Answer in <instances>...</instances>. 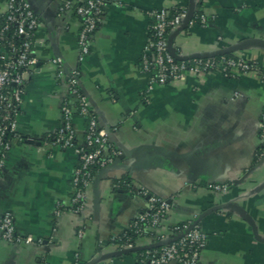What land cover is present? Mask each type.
Masks as SVG:
<instances>
[{"label": "crops", "instance_id": "obj_1", "mask_svg": "<svg viewBox=\"0 0 264 264\" xmlns=\"http://www.w3.org/2000/svg\"><path fill=\"white\" fill-rule=\"evenodd\" d=\"M9 0H0V17ZM39 18L18 132L37 143L13 141L0 174V218L13 216L20 236L35 242L9 243L0 236V264H137L138 252H118L111 242L129 230L146 200L115 179L128 177L170 209L139 246L166 236L170 228L194 223L207 235L203 264H264V156H258L264 84L257 74L203 77L159 85L148 95L140 65L153 10L189 7L192 0H112L91 41L79 47L81 20L63 3L87 0H25ZM209 22L176 35L180 56L234 49V55L264 68V0H196ZM62 59L77 71L80 90L120 152L118 162L86 189L82 214L72 211L74 150L42 139L62 126V106L73 107L78 143L87 120L67 85L57 80ZM242 177L241 181L236 179ZM211 184H229L227 192ZM80 230L84 231L80 237ZM138 247V246H137ZM121 251V250H120ZM175 264V263H173Z\"/></svg>", "mask_w": 264, "mask_h": 264}, {"label": "built area", "instance_id": "obj_2", "mask_svg": "<svg viewBox=\"0 0 264 264\" xmlns=\"http://www.w3.org/2000/svg\"><path fill=\"white\" fill-rule=\"evenodd\" d=\"M111 1L87 0L84 3L67 1L61 6L60 12L72 10L81 20L79 47L82 55L90 53L91 41L99 25L104 21L105 7ZM179 9L180 12L173 18H170L168 9L153 10L149 13L153 24L140 65L142 73L147 76L146 102L149 101L147 95L156 86L183 80L187 75L203 77L213 72H221L226 76L253 73L257 74L264 84V68L257 62H249L235 55L188 61L174 58L168 51V38L170 33L182 28L188 13L187 7L179 6ZM208 22L207 16L196 12L186 30L195 24L205 26ZM38 28L39 18L25 0L8 1L7 10L0 17V174L5 156L14 140L21 143L33 140L37 143L35 139L24 138L19 134L18 118L29 75L34 73L39 65V61L33 55ZM53 62L58 66V82L68 86L70 93L78 101L80 114L87 120L85 142L80 144L77 141L73 125L74 110L69 103H64L62 106L60 130L46 136L42 141L45 144L72 149L78 156L79 164L73 179L75 192L72 199V211L82 214L85 209L86 189L96 178L92 170H102L113 164L120 156V152L112 144L111 131L99 125L95 112L82 94L78 72H67L60 58ZM260 141L258 156L262 158L264 156V111L260 125ZM114 186L116 189L122 188L121 184L114 183ZM209 187L218 192H227L229 184H211ZM130 191L146 200L145 209L139 213L132 227L138 233L158 228L170 209L168 201L157 197L146 188L130 187ZM191 224L176 225L170 228L166 236H157L158 242L182 235L167 246L148 250L146 256L137 264H203L202 253L208 238L198 224L190 229ZM83 234L84 231L80 230V237ZM0 236L9 243L30 244L36 241L33 236L18 235L13 216L9 213L0 218Z\"/></svg>", "mask_w": 264, "mask_h": 264}, {"label": "water", "instance_id": "obj_3", "mask_svg": "<svg viewBox=\"0 0 264 264\" xmlns=\"http://www.w3.org/2000/svg\"><path fill=\"white\" fill-rule=\"evenodd\" d=\"M197 12V2L196 0H192L189 7H188V13L187 16L183 22V26L180 30L174 31L169 35L168 38V51L170 52V54L176 58L177 60H184V61H188V60H192V59H202V58H211V57H216V56H222V55H228V54H233L234 53V49H229V50H225V51H220V52H214V53H206V54H198V55H194V56H180L177 48L174 45V40L176 35L180 34L181 32L185 31L190 23V21L193 19V17L195 16ZM28 142H32V143H36L35 141H27ZM118 162V158L115 160V162L109 166H107L106 168L102 169L101 172L96 176L94 182H98L99 180H101L104 175L106 173H108L110 171V168H112L113 166H115ZM240 180H236V182L241 181ZM197 224V222H194L191 224L190 229H192L195 225ZM180 236L174 237V238H167L161 241H158L156 243L147 245V246H138V247H134V248H129V249H124L121 251H118L116 253H114L113 255H111L112 257L114 256H118V255H123L126 254L128 252H135V251H145V250H151V249H159L162 248L164 246H167L173 242H175L176 240H178Z\"/></svg>", "mask_w": 264, "mask_h": 264}, {"label": "trees", "instance_id": "obj_4", "mask_svg": "<svg viewBox=\"0 0 264 264\" xmlns=\"http://www.w3.org/2000/svg\"><path fill=\"white\" fill-rule=\"evenodd\" d=\"M168 10L170 11V18H173L175 15H177L180 12L179 6L173 7V8L168 9ZM152 24H153V20H152ZM226 56L232 57V56H234V54H228ZM216 58L218 59L219 57H216ZM100 171H101L100 169H93L92 174L96 177L97 174L100 173ZM114 183L115 184H121L122 189L130 190V187L131 188L133 187L131 180L128 177H123L121 179H115ZM128 185H130V187ZM185 224H189V223H183V224H179V225L184 226ZM146 237L154 238L153 235L147 234L146 232L138 233L136 231V229L131 226V228L129 230H127L125 234H123L122 236H120L118 238H115L111 242V244L114 245L118 251H120V250L134 248V247L139 246L140 241ZM156 242L157 241H155L154 243H156ZM151 250H153V249H151ZM147 251L148 250L139 251L138 252V255H139L138 259L141 260L143 257H145Z\"/></svg>", "mask_w": 264, "mask_h": 264}]
</instances>
